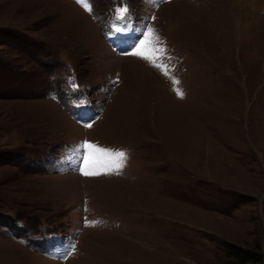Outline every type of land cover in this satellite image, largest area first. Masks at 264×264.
<instances>
[{"label": "rangeland", "instance_id": "1", "mask_svg": "<svg viewBox=\"0 0 264 264\" xmlns=\"http://www.w3.org/2000/svg\"><path fill=\"white\" fill-rule=\"evenodd\" d=\"M0 264H264V0H0Z\"/></svg>", "mask_w": 264, "mask_h": 264}, {"label": "snow or ice", "instance_id": "2", "mask_svg": "<svg viewBox=\"0 0 264 264\" xmlns=\"http://www.w3.org/2000/svg\"><path fill=\"white\" fill-rule=\"evenodd\" d=\"M153 30L148 27L146 32L143 35V39L138 41V46L143 47L145 43H156L158 42V38L156 40H150V36ZM134 55H141L140 52H134ZM145 59H152L151 56H145ZM86 127H91V123H87ZM83 148L87 150V156L82 158V163L84 164V168L81 169L84 175H95L98 174L96 169L99 167L110 168L113 166H120V162L126 157V153H109L108 150L99 149L97 146L93 145L90 142H85L82 145Z\"/></svg>", "mask_w": 264, "mask_h": 264}, {"label": "trees", "instance_id": "3", "mask_svg": "<svg viewBox=\"0 0 264 264\" xmlns=\"http://www.w3.org/2000/svg\"><path fill=\"white\" fill-rule=\"evenodd\" d=\"M227 247L229 248L230 255L241 262L246 263L250 261H259V257L256 256L253 252L245 251L237 246H232L230 244H228Z\"/></svg>", "mask_w": 264, "mask_h": 264}]
</instances>
